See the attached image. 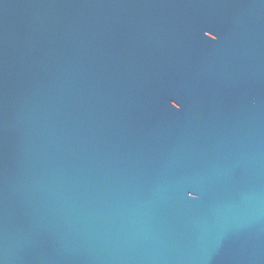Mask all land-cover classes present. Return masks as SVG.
I'll list each match as a JSON object with an SVG mask.
<instances>
[{
	"label": "water",
	"instance_id": "1",
	"mask_svg": "<svg viewBox=\"0 0 264 264\" xmlns=\"http://www.w3.org/2000/svg\"><path fill=\"white\" fill-rule=\"evenodd\" d=\"M0 264H264V0H0Z\"/></svg>",
	"mask_w": 264,
	"mask_h": 264
}]
</instances>
